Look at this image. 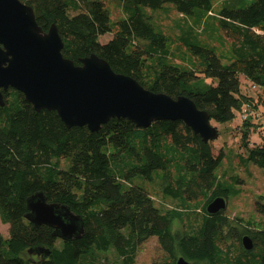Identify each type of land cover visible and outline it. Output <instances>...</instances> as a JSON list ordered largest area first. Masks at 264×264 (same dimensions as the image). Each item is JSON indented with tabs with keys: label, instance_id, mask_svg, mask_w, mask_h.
<instances>
[{
	"label": "trees",
	"instance_id": "obj_1",
	"mask_svg": "<svg viewBox=\"0 0 264 264\" xmlns=\"http://www.w3.org/2000/svg\"><path fill=\"white\" fill-rule=\"evenodd\" d=\"M22 1L32 6L43 30L55 23L61 52L75 64L95 53L147 89L189 96L209 113L210 122L230 123L246 105L254 110L264 104L260 96L254 100L241 91V75L264 91V0H220L213 16L214 0H117L124 13L118 20H112L101 0ZM166 2L194 25L213 18L226 46L220 50L189 34L181 40L186 63L172 61L173 39L155 29L146 11ZM106 33L112 37L101 42ZM3 100L0 220L8 224V235L0 233V264H98L99 254L108 251L117 264H133L138 246L151 236L166 252L165 259L152 264H174L180 255L190 262L264 264V225L250 228L249 221L234 222L223 210L207 212L214 197L230 194L215 174L224 153L220 149L214 155L210 141L203 142L182 121L157 120L142 128L112 117L91 131L67 127L54 110L36 111L15 89L3 91ZM241 126L240 144L246 151L241 161L264 168V141L250 145L249 140L256 121L247 117ZM62 158L68 160L67 168L60 166ZM159 174L163 192L183 205L206 196L194 225L172 229L183 211L161 210L146 187L132 183L134 176L151 181ZM39 190L82 217L80 238L63 240L50 226L25 218L26 198ZM254 208L264 217L263 200H256ZM245 234L253 240L249 250L241 242Z\"/></svg>",
	"mask_w": 264,
	"mask_h": 264
},
{
	"label": "water",
	"instance_id": "obj_2",
	"mask_svg": "<svg viewBox=\"0 0 264 264\" xmlns=\"http://www.w3.org/2000/svg\"><path fill=\"white\" fill-rule=\"evenodd\" d=\"M62 38L55 23L43 30L31 5L22 0H0V105L3 91L15 89L36 111L54 110L67 127L86 126L97 131L112 117H123L146 128L157 120H179L200 136L203 142L219 136L209 113L197 107L185 94L172 97L142 86L130 75L114 71L102 57L91 53L79 59L63 56ZM25 218L34 225H47L63 240L80 238L82 217L68 204L49 201L43 191L26 198ZM226 198L214 197L206 206L214 214L225 209ZM245 249L253 240L245 234ZM174 264L190 262L180 255Z\"/></svg>",
	"mask_w": 264,
	"mask_h": 264
},
{
	"label": "rangeland",
	"instance_id": "obj_3",
	"mask_svg": "<svg viewBox=\"0 0 264 264\" xmlns=\"http://www.w3.org/2000/svg\"><path fill=\"white\" fill-rule=\"evenodd\" d=\"M101 1L109 8L112 20H118L124 16L119 1ZM219 4L220 0H214V8L210 16H213ZM146 11L151 16L150 21L155 29L173 39L170 48L174 55L172 61L176 63H183L188 57L181 40L182 37L185 38L189 34H197L198 38L209 45L220 48V50L226 46L227 39L222 31L217 28V23L213 18H205L200 24L194 25L189 16L177 12L170 2L164 3L160 8L146 9ZM75 12L70 10L71 14ZM111 37V33L103 34L100 36V41L106 42ZM242 83L243 91L246 94L252 93L256 99L264 94L263 90L252 89L251 84L249 85L248 82ZM260 105L264 107V104L260 103ZM248 117H251L252 120H257L256 125H258L250 133V145L262 144L264 141V113L257 115L254 108ZM211 123L219 131V136L215 140L210 141L212 153L217 155L220 149L224 153L215 174L220 182L227 183L230 187V194L226 197V207L223 209V213L230 219L235 220L234 222H237V218H242L245 225H247V221H249L251 223L250 226L248 225L250 228H255V225H264V217L258 214L254 208L256 200L264 201V168L249 161H241V159L244 160L246 157L245 148L240 144L242 119L239 118L238 114L230 123L223 124L215 121ZM68 164V160L60 159L62 168H67ZM235 177L236 182L234 181ZM132 183H138L146 187L155 205L161 210L177 208L183 211L182 219L173 221L172 229L188 228L198 222L206 196H200L197 200H187L183 205L181 200L172 198L163 192L165 181L160 177V174L154 175L151 181L134 176ZM0 233L3 236L8 235V224L2 223L1 220ZM229 242L232 241L229 240ZM234 242L236 243V241ZM165 256L166 252L158 242L157 237L151 236L138 246L133 264H152L154 260L165 259ZM96 261L98 264H117L118 258H116L113 251H108L100 253Z\"/></svg>",
	"mask_w": 264,
	"mask_h": 264
},
{
	"label": "built area",
	"instance_id": "obj_4",
	"mask_svg": "<svg viewBox=\"0 0 264 264\" xmlns=\"http://www.w3.org/2000/svg\"><path fill=\"white\" fill-rule=\"evenodd\" d=\"M250 85V84H249ZM251 87L252 89H255V90H262L261 87L259 85H256L254 83H251ZM252 113V109L250 108L249 105H246L242 111L240 112L239 114V118L244 120L248 117V115H250Z\"/></svg>",
	"mask_w": 264,
	"mask_h": 264
},
{
	"label": "crops",
	"instance_id": "obj_5",
	"mask_svg": "<svg viewBox=\"0 0 264 264\" xmlns=\"http://www.w3.org/2000/svg\"><path fill=\"white\" fill-rule=\"evenodd\" d=\"M241 81L242 82H245V83H249V80H247L244 76H242L241 75ZM250 84V83H249ZM241 91L243 92V93H245V91H243V83L241 84ZM247 95H249V96H251V97H253L255 100H256V98L254 97V95L252 94V93H250V94H247ZM261 99L262 100H264V94L263 95H261ZM262 113H264V107L263 106H261L260 105V103L257 105V108H256V114L257 115H262ZM261 119V118H260ZM260 119H258V120H260ZM257 121V120H256ZM261 121V120H260Z\"/></svg>",
	"mask_w": 264,
	"mask_h": 264
}]
</instances>
